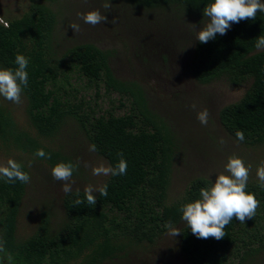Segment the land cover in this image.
Masks as SVG:
<instances>
[{
  "label": "trees",
  "instance_id": "obj_1",
  "mask_svg": "<svg viewBox=\"0 0 264 264\" xmlns=\"http://www.w3.org/2000/svg\"><path fill=\"white\" fill-rule=\"evenodd\" d=\"M105 2L111 3L110 9L102 7ZM212 2L79 0L68 7L65 0H31L23 16L0 23V69L17 68L18 54L29 60L23 104L0 96V159L20 162L31 177L27 184L8 183L0 177V264H133L167 235L169 221L181 231L175 236L174 251L184 264H264V186L260 181L247 183L246 192L255 193L260 201L252 219L242 224L234 217L220 240L197 238L182 220V207L200 198V189L210 187V182L196 176L182 187L179 197L170 193L176 150L185 140H177L178 131L173 138L154 115L142 86L123 82L115 74L107 52L90 42L58 48L61 29L68 30L73 21L82 20L80 14L92 10L99 9L107 23L108 17L115 16L125 26L128 40L149 37L153 42L149 46H154L163 36L169 37L172 23L179 22L187 30L194 22L208 19L203 9ZM258 36H264V12H258L255 20L233 23L225 35L217 34L207 43L193 35L188 65L200 85L250 83L238 101L219 110L216 127L207 131V144L196 140L200 147L221 145L236 154L231 156L242 155L238 157L246 164L254 163V151L247 149L264 147V49L255 46ZM89 90H94L95 100L103 90L109 104L117 102V108L95 115L80 95ZM238 130L244 132L242 142L236 138ZM222 131L240 146L239 153L231 148L232 141L218 144L217 133ZM93 144L96 150L90 151ZM38 149L50 158L37 157ZM120 153L127 161L126 174L102 175L98 184L108 185V195L95 193L97 202L89 205L82 184L97 180L92 168L100 163L115 167ZM69 161L79 167L73 173V191L65 194L51 170ZM209 163L208 170H213ZM77 199L84 203L76 205ZM31 206L37 227L21 238L19 223L25 215L29 217Z\"/></svg>",
  "mask_w": 264,
  "mask_h": 264
},
{
  "label": "rangeland",
  "instance_id": "obj_2",
  "mask_svg": "<svg viewBox=\"0 0 264 264\" xmlns=\"http://www.w3.org/2000/svg\"><path fill=\"white\" fill-rule=\"evenodd\" d=\"M77 1L79 0H65V4L71 7ZM30 4L31 0H0V23L20 18L28 11ZM108 20V23L106 21L105 24L101 23L96 26L85 23L83 19L73 21L72 23L79 25L80 30L74 32L72 28H69V31L62 28V32L57 35L59 50L71 46L72 43L90 42L107 52L110 56L109 64L115 74L123 82H136L142 86L146 91L154 115L161 119L173 133V138L177 137L179 142V138H181L182 143L185 140L184 146L179 143L176 150L177 160L170 188L173 198L179 197V191L183 190L182 187H187L189 185L187 183L196 176L206 178L212 185L218 174L225 173V165L233 152L227 148L223 149L221 145H217L216 149H209L207 146L200 147L196 144V140L198 138L203 140V144L207 142V131L216 127L214 121L217 119L219 110L238 101L250 83L245 82L235 86L226 84L224 81H215L204 86L195 81L189 73L188 65L192 56L191 40H193V35L197 36L198 30L208 22V19H203L200 24L194 22L193 25L196 27L189 26L187 30L179 22H174L167 30V35L170 38L165 35L154 46H149L153 43L149 37L138 36L136 39L128 40L123 32L125 26L118 22L115 16L108 17ZM126 31L129 32V29L126 28ZM155 49H158L159 52ZM101 92L99 100H95L94 90L80 93L85 96L87 102L89 101L88 107L93 108L97 116L112 110L113 107L117 108L118 105L117 102L109 104L110 99L106 98L103 90ZM112 100H116V96H112ZM205 108L210 113L206 126L197 119V113ZM116 113L122 114V111L116 109ZM69 125L73 124L69 123ZM187 129L190 133L186 135ZM174 131H178L175 133V137ZM217 134L221 136L218 144L223 140H229L228 143H231L232 140L223 131ZM239 147L232 141L231 148H236L237 153L241 151L238 150ZM251 151H254L252 152L254 163L250 164L251 170L247 183L259 181L256 175L257 168L264 163V147L258 150L247 149L246 152ZM2 159H0V164L6 163L9 158ZM209 161L212 162L213 170H208ZM96 177H98L97 180L88 179V183L82 184V186L84 188L89 184L99 186L103 178L102 175ZM56 182L61 184V181L55 180ZM30 210L32 213L28 214L29 217L27 218L25 215L19 223L21 238L30 235L37 227L36 214L33 213L35 208L31 206ZM174 239L175 237H170L167 234L155 245L147 248L144 257L139 254L137 260H133V264H184L180 254L174 251Z\"/></svg>",
  "mask_w": 264,
  "mask_h": 264
},
{
  "label": "clouds",
  "instance_id": "obj_3",
  "mask_svg": "<svg viewBox=\"0 0 264 264\" xmlns=\"http://www.w3.org/2000/svg\"><path fill=\"white\" fill-rule=\"evenodd\" d=\"M111 6L110 2H105L102 5L104 9H110ZM258 12H264V0H213L203 9V15L208 17V22L198 30L197 40L200 43H207L215 39L217 34L225 35L233 23H239L246 19L255 20ZM80 17L85 23L92 26L107 20V17L99 9L80 14ZM70 27L74 32L80 30L79 25L75 23L70 24ZM193 27L196 26L193 25ZM255 46L258 50L264 49V36L257 37ZM28 63V58L18 54L15 58L17 68L0 69V96L13 103L21 102L23 89L28 85V73L26 71ZM209 116L210 113L207 108L197 113V119L205 126ZM236 138L241 142L244 141V132L238 130ZM89 150L95 151V144L90 145ZM35 155L40 158H50V154H47L43 149H38ZM119 155L120 159L115 167L100 163L92 168V174L96 176L126 174L127 161L122 153ZM78 167V163L69 161L59 162L52 168L53 179L63 182L61 186L63 193L68 194L73 191L75 182L72 177ZM250 170L251 165L246 164L243 158L230 156L225 165V173L227 174H218L210 187L200 189V198L183 205L182 220L191 229L192 234L197 238L208 239L211 237L220 240L225 237L224 229L234 217L244 224L246 218L252 219L255 216L260 201L256 198L255 193L246 192ZM256 175L261 186H264V163L257 168ZM0 177L6 178L8 183H15L19 180L21 183L27 184L31 181L29 173L23 170V165L14 159H8L6 166L0 165ZM107 189V184L102 186L86 185L84 194L87 203L95 205L97 202L95 193L98 192L106 197L108 195ZM76 192L78 194L79 189H76ZM82 203L84 201L81 199L75 201L76 205ZM165 227L169 230L167 234L170 237L181 234L180 229L170 221L165 224ZM2 250L3 241L0 239V251Z\"/></svg>",
  "mask_w": 264,
  "mask_h": 264
}]
</instances>
